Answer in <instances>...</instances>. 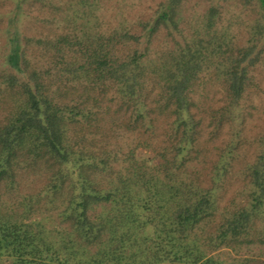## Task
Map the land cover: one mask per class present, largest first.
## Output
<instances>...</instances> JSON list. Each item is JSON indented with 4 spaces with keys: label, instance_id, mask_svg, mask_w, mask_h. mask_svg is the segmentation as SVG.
Returning <instances> with one entry per match:
<instances>
[{
    "label": "trees",
    "instance_id": "trees-1",
    "mask_svg": "<svg viewBox=\"0 0 264 264\" xmlns=\"http://www.w3.org/2000/svg\"><path fill=\"white\" fill-rule=\"evenodd\" d=\"M110 1L0 0V264H264V130L241 201L238 140L216 144L245 123L264 0Z\"/></svg>",
    "mask_w": 264,
    "mask_h": 264
},
{
    "label": "rangeland",
    "instance_id": "rangeland-1",
    "mask_svg": "<svg viewBox=\"0 0 264 264\" xmlns=\"http://www.w3.org/2000/svg\"><path fill=\"white\" fill-rule=\"evenodd\" d=\"M116 1L118 0H112L107 4L108 10L111 12H113V6ZM149 4H151V0H134L127 5V9L131 17L136 18L148 12ZM0 43H3L2 37H0ZM254 74L256 77V84L251 87L250 91L243 99L246 120L240 127V135L233 136V129L227 125L224 129L223 138L216 141V144L221 148L225 147L233 138L238 140L239 144V147L235 151L233 167L222 189L224 204H230L232 201H241L244 199V168L246 167L247 161L250 160L258 150V138L264 130V63L257 66ZM209 89L210 90H208L207 87V91L204 90L203 92L206 97L210 98V102L216 104L215 101L219 100L222 91L218 85L212 87L209 85ZM210 148L213 153H203L201 161L199 162V166L205 178H207V176L210 177L212 158L217 156L220 149ZM152 155H154V153L151 150H140L141 157H150Z\"/></svg>",
    "mask_w": 264,
    "mask_h": 264
}]
</instances>
